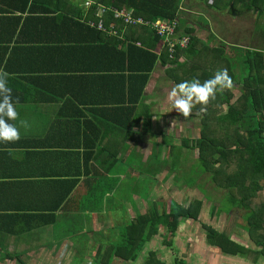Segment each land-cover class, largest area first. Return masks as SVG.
<instances>
[{
    "label": "crops",
    "instance_id": "0c3cea01",
    "mask_svg": "<svg viewBox=\"0 0 264 264\" xmlns=\"http://www.w3.org/2000/svg\"><path fill=\"white\" fill-rule=\"evenodd\" d=\"M180 3V31L193 32L202 46L196 56L197 68L214 74L223 65L218 59L223 53L232 63L233 72L243 78L247 69L241 64L244 55H237L238 51H264V0ZM205 49L218 53L209 54ZM174 85L165 76V68L157 66L144 93L146 108H138L127 133L120 125L123 118L118 112L113 113L114 121L103 116L97 122L94 116H88L87 107L68 104L62 109L63 103L46 101L59 97V90L38 92V103L16 106L18 119L10 123L20 127V139L0 142V264H99V250L109 244H123L125 227L155 204L141 199L142 187L148 190V198L160 193L171 200L172 194L194 193L203 201L199 219L181 221L169 246L164 244L167 235L161 227L134 261L113 257L109 264H143L150 252L165 264H175L177 259L186 264H264V211L258 214L257 224L249 228L245 212L229 204L225 191L211 187L203 173L198 174L193 186L183 182L176 185L170 168L157 166L158 158L164 162L173 152L182 154L184 160L187 156L192 161L198 158L193 145L200 137L201 112H192L186 118L172 110L167 93ZM226 92L234 102L240 96V87L234 82ZM19 96L29 97L28 93ZM221 108L224 115L227 105ZM146 113L149 127L144 121ZM19 121H26L27 127L20 126ZM91 121L101 130L98 158L87 155L98 134ZM119 147L123 149L114 162L112 155ZM152 154L156 165L148 168ZM141 162L146 164L143 171L136 168L141 167ZM87 170L91 183L99 179L100 195L102 188L117 201L120 198L121 215L109 212L106 196L87 211ZM153 171L156 173L152 175ZM77 173H81L80 183L63 197L67 183L77 178ZM148 178L151 181L147 184ZM199 185L203 192L198 190ZM207 191L215 202L205 199ZM132 200L136 206L126 203ZM27 225L32 227L30 231L23 230ZM201 225L228 239L227 245L223 238L218 242L230 252L208 243Z\"/></svg>",
    "mask_w": 264,
    "mask_h": 264
},
{
    "label": "trees",
    "instance_id": "16d2710c",
    "mask_svg": "<svg viewBox=\"0 0 264 264\" xmlns=\"http://www.w3.org/2000/svg\"><path fill=\"white\" fill-rule=\"evenodd\" d=\"M85 1L131 11L134 18L149 22H176L174 51L171 53L150 28L125 25L114 19L111 12L102 17L105 30H98L96 6L86 8ZM180 4V0H0V71L7 74L8 86L17 102L15 106L38 103L35 95L38 92L59 90V97L46 101H59L63 103L62 109L68 104L75 108L87 107L88 116H94L97 122L103 116L114 121L113 113L118 112L123 118L120 125L127 133L138 108H146L144 93L157 66L165 68V76L174 84L193 78L203 82L213 75L205 68H197L196 56L202 46L193 32L180 31ZM27 35L31 39L27 40ZM185 36L189 43L180 48L178 42ZM237 55H244L241 64L247 69L241 79L223 53L218 59L223 61L220 69H226L233 83L239 85L240 96L231 102L232 96L223 89L207 105L194 106L193 113L201 112L202 128L193 148L198 150L197 161L207 182L225 191L227 202L245 212L248 226L252 228L257 224L258 214L264 211V51L239 50ZM24 93L29 97L19 96ZM223 105H227V112L221 115ZM144 121L149 127L147 113ZM90 123L98 134L87 155L98 158L101 130L95 122ZM108 131L112 133L111 128ZM122 149L119 147L112 155L114 162ZM89 173L87 170L90 180L87 181V211L96 207L108 191L101 188L100 195V181L94 179L91 183ZM79 175L67 183L63 197L78 186ZM61 202L60 198L59 205ZM163 204H155L125 227L123 244H109L100 249L99 264H109L113 257L134 261L161 227L167 235L164 244L169 246L181 221L199 219L203 201L194 199L183 207L177 203L169 207ZM157 205L163 206L161 212ZM28 218L35 220V217ZM201 227L206 231L208 243L220 247L218 238H223L226 245L229 243L211 228ZM31 229L27 225L23 230ZM221 247L228 253L226 246ZM143 264L165 263L150 252ZM175 264L186 263L177 259Z\"/></svg>",
    "mask_w": 264,
    "mask_h": 264
},
{
    "label": "clouds",
    "instance_id": "9594fccd",
    "mask_svg": "<svg viewBox=\"0 0 264 264\" xmlns=\"http://www.w3.org/2000/svg\"><path fill=\"white\" fill-rule=\"evenodd\" d=\"M233 87V80L226 69L217 70L210 79L201 82L199 79L184 80L176 83L167 93V101L172 110L189 117L195 105H207L214 99L219 90ZM16 101L12 89L8 86L7 74L0 71V142H14L20 139V127L10 123L18 119ZM19 125L27 127L26 121Z\"/></svg>",
    "mask_w": 264,
    "mask_h": 264
},
{
    "label": "rangeland",
    "instance_id": "374dc122",
    "mask_svg": "<svg viewBox=\"0 0 264 264\" xmlns=\"http://www.w3.org/2000/svg\"><path fill=\"white\" fill-rule=\"evenodd\" d=\"M189 150L192 149V146H189L188 147ZM154 154H152V156L150 157V162H148L147 164V167L150 168V166L154 168V166L157 164V166L161 167V166H167V168H170L171 172H170V175H171V180L173 181V183H175L176 185H180L182 182L186 185H191L193 186V184H195V182L197 181L196 180V177L198 178V174L202 173L200 171V166L198 164V161H195V160H191L189 159L190 157L187 156L186 160H184L182 154H177L176 152H173L171 156L169 157H166L164 162H161L158 158L156 164H155V161H153V157ZM156 158V157H155ZM183 160V161H182ZM182 162H184V164H182ZM146 164H140L141 167L139 166H136V168L141 171H143V166L145 167ZM152 175L153 173H156V171H153L151 172ZM151 175H149L150 177ZM170 180L169 178H167V181ZM151 181V179H147L145 180V182L148 184V182ZM166 181V180H164ZM143 182V181H142ZM157 183H159V180H156ZM197 187V186H196ZM199 191L200 192H203V188L201 187V185H199L198 187ZM171 190V189H170ZM146 191H148L146 189V187H142L140 189V197H142L141 199H144V200H147L149 199L150 202H153L155 204L157 203H164L163 205L169 207L171 205V203H173V205L175 203H177L178 205L180 206H187L190 202H192V200L196 199V195L193 193V194H182V195H175V194H172V195H169L171 200L167 199L166 196L160 194V193H156V194H150L149 195V198L148 196H146ZM124 194V192H123ZM122 194V195H123ZM205 195L207 196L205 199H208V200H211L212 202L214 201L215 202V198L214 196H212L211 193H209V191H207L205 193ZM105 196L107 197V205L109 206V212L111 213H117V214H122L121 213V208H122V201H120L119 197H118V201L116 200V198L111 194L109 193L108 195L105 194ZM146 196V197H145ZM122 199V198H121ZM126 203L128 204H132L133 206H136V204L132 201H126ZM155 204H151V206H154ZM158 206V211L161 212L162 211V207L163 206ZM187 220H184L182 222H185ZM166 233H164L165 235Z\"/></svg>",
    "mask_w": 264,
    "mask_h": 264
},
{
    "label": "built area",
    "instance_id": "2783aa9c",
    "mask_svg": "<svg viewBox=\"0 0 264 264\" xmlns=\"http://www.w3.org/2000/svg\"><path fill=\"white\" fill-rule=\"evenodd\" d=\"M96 6V16L99 18L96 28L104 31L102 17L111 12L114 19L122 21L125 25L129 26H144L150 28L155 34L161 38L165 45L169 47V51H174V40L176 36V22H167L165 20H156L154 22L145 21L142 18H134L131 11L118 10L114 8H108L100 4H95L92 1H85V7ZM90 26L95 27L94 23H89ZM112 31V28H111ZM113 32V31H112ZM189 43L188 37H182L178 42L180 48H185Z\"/></svg>",
    "mask_w": 264,
    "mask_h": 264
}]
</instances>
